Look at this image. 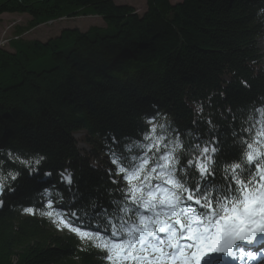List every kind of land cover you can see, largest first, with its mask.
I'll return each instance as SVG.
<instances>
[{
	"label": "trees",
	"instance_id": "trees-1",
	"mask_svg": "<svg viewBox=\"0 0 264 264\" xmlns=\"http://www.w3.org/2000/svg\"><path fill=\"white\" fill-rule=\"evenodd\" d=\"M143 3L137 12L114 0H0V24L2 14L27 16L5 40L8 48L0 47V167L5 176L20 173L0 197V264H107L91 242L58 228V217L41 215L61 201L90 212L118 198L109 175L115 166L101 163L100 152L110 160V150L124 154L159 112L155 122L170 124L181 139L191 131L210 140L211 120L228 154L232 131L264 108V0ZM88 16L104 25L61 27L45 40L22 37ZM9 152L44 160L30 173L9 161ZM67 171L71 186L61 178ZM45 189L52 209L39 195Z\"/></svg>",
	"mask_w": 264,
	"mask_h": 264
},
{
	"label": "snow or ice",
	"instance_id": "snow-or-ice-1",
	"mask_svg": "<svg viewBox=\"0 0 264 264\" xmlns=\"http://www.w3.org/2000/svg\"><path fill=\"white\" fill-rule=\"evenodd\" d=\"M202 112L198 105L197 113ZM254 112L258 115L250 114L245 127L232 131L233 152L228 154L211 120L210 140L191 131L181 139L170 124L155 122L159 112L150 115V127L127 145L124 154L110 150L116 171L109 170V175L121 177L112 180L117 199L107 206L93 204L90 212L85 205L70 211L72 203L61 201L56 211L41 215L58 217L54 220L58 228L68 227L82 241L91 242L109 264H226L225 258L254 259L255 253L238 244H252L264 234V108ZM133 148L136 154L127 155ZM7 155L30 173L44 160ZM19 174L9 171L5 176L0 167V197L6 188L13 190L7 181H15ZM61 178L68 186L73 184L70 171ZM39 195L52 209V191ZM3 203L0 199V206ZM24 211L34 214L33 207Z\"/></svg>",
	"mask_w": 264,
	"mask_h": 264
},
{
	"label": "rangeland",
	"instance_id": "rangeland-1",
	"mask_svg": "<svg viewBox=\"0 0 264 264\" xmlns=\"http://www.w3.org/2000/svg\"><path fill=\"white\" fill-rule=\"evenodd\" d=\"M117 3H128L131 4L137 12H141L145 5L143 3V0H114ZM172 2L176 0H171ZM2 22L0 24V47H6L8 48V44L5 43V40L11 38L13 36V31L15 26L24 25L27 16L21 15V14H3L2 15ZM91 25H97L101 26L104 25V22L100 17L96 16H88V17H77V18H71V19H62L61 21H56L52 25L43 24L41 26H38L34 28L33 30H30L29 32L25 33L22 37L25 39H40L45 40L50 36L57 35L60 31L61 27H77L79 30L84 31ZM259 47H260V53L262 55V59L264 60V35L258 39ZM83 147V145H81ZM100 157H102L101 163H109L112 165V162L109 158H107L103 153L100 152ZM95 162V161H94ZM115 176V180L117 178V175ZM125 184H127L126 181H123ZM65 230L69 229L68 227H63ZM70 230V229H69ZM70 232H72L70 230ZM76 234V233H75ZM77 235V234H76ZM237 259L233 260V262H236ZM264 263V259L262 261ZM109 264V262L107 263ZM243 264V263H241Z\"/></svg>",
	"mask_w": 264,
	"mask_h": 264
},
{
	"label": "bare ground",
	"instance_id": "bare-ground-1",
	"mask_svg": "<svg viewBox=\"0 0 264 264\" xmlns=\"http://www.w3.org/2000/svg\"><path fill=\"white\" fill-rule=\"evenodd\" d=\"M247 249V251H249V249L248 248H246ZM248 259V263L247 264H258L257 263V257L255 256V258L254 259H252V258H247Z\"/></svg>",
	"mask_w": 264,
	"mask_h": 264
},
{
	"label": "water",
	"instance_id": "water-1",
	"mask_svg": "<svg viewBox=\"0 0 264 264\" xmlns=\"http://www.w3.org/2000/svg\"><path fill=\"white\" fill-rule=\"evenodd\" d=\"M3 15V14H2ZM2 17V16H1Z\"/></svg>",
	"mask_w": 264,
	"mask_h": 264
}]
</instances>
